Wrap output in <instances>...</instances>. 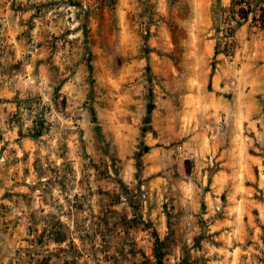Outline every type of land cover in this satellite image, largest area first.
<instances>
[{"label":"rangeland","instance_id":"rangeland-1","mask_svg":"<svg viewBox=\"0 0 264 264\" xmlns=\"http://www.w3.org/2000/svg\"><path fill=\"white\" fill-rule=\"evenodd\" d=\"M204 2L0 0V264H264V0H213L258 100L212 136L176 108Z\"/></svg>","mask_w":264,"mask_h":264},{"label":"crops","instance_id":"crops-1","mask_svg":"<svg viewBox=\"0 0 264 264\" xmlns=\"http://www.w3.org/2000/svg\"><path fill=\"white\" fill-rule=\"evenodd\" d=\"M218 1L221 7L226 9L230 8L233 2V0ZM212 9L213 0H205L200 7L201 15L198 18L201 26L190 30L193 44L186 48L182 64L187 90L181 95V107H176L183 111L188 110L191 116L203 115L209 118L204 129L207 136L210 134L212 136L216 131L217 124L221 121L220 115L224 113L227 114L226 117L231 115V110H235L242 100L246 99L249 103L252 102L251 104H255L258 100L257 94L251 91L246 93L250 86L256 85L254 72L256 63L252 55L248 53V45L253 43L252 40L249 41V38L254 35L249 32L246 25L238 28L234 38L241 47H238L234 60L228 61V57L218 50V39L214 36L215 31L213 30ZM262 38H264L263 35H260L258 39L260 46L264 44ZM242 54L245 55L242 56ZM241 58L244 60L241 61ZM161 62L167 63L166 61ZM152 64L154 72L159 73L156 69L160 70V67L155 57L152 58ZM169 73L171 75L172 72ZM177 81H179V75L169 77V82L176 83ZM184 106L189 108H184ZM254 123L250 122L248 127L257 129V124ZM252 131L256 130L252 129Z\"/></svg>","mask_w":264,"mask_h":264},{"label":"built area","instance_id":"built-area-1","mask_svg":"<svg viewBox=\"0 0 264 264\" xmlns=\"http://www.w3.org/2000/svg\"><path fill=\"white\" fill-rule=\"evenodd\" d=\"M244 4H245V3H244ZM236 19H237V20L239 19V16H238L237 14L235 15V18L232 19L231 24H237ZM225 36H226L227 39L231 40L232 37H233V28L230 27L229 30L226 31ZM230 56H231V55H230Z\"/></svg>","mask_w":264,"mask_h":264},{"label":"trees","instance_id":"trees-1","mask_svg":"<svg viewBox=\"0 0 264 264\" xmlns=\"http://www.w3.org/2000/svg\"><path fill=\"white\" fill-rule=\"evenodd\" d=\"M156 242H157L156 244L157 264H162V257L160 256V253H159L160 251L158 249V246L161 245L163 241H161V239L158 236H156Z\"/></svg>","mask_w":264,"mask_h":264}]
</instances>
